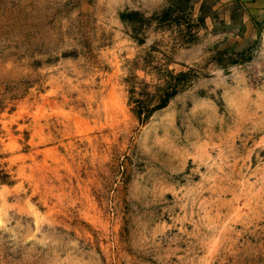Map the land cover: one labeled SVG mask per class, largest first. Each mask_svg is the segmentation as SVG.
Returning <instances> with one entry per match:
<instances>
[{"label": "rangeland", "instance_id": "obj_1", "mask_svg": "<svg viewBox=\"0 0 264 264\" xmlns=\"http://www.w3.org/2000/svg\"><path fill=\"white\" fill-rule=\"evenodd\" d=\"M175 1L0 0V264H264V14Z\"/></svg>", "mask_w": 264, "mask_h": 264}, {"label": "trees", "instance_id": "obj_2", "mask_svg": "<svg viewBox=\"0 0 264 264\" xmlns=\"http://www.w3.org/2000/svg\"><path fill=\"white\" fill-rule=\"evenodd\" d=\"M189 0H177L170 6L163 8L160 12L155 13V18L162 21L176 20L177 23L180 22V19L183 17H189L187 13L179 11L174 13L177 10L182 2H188ZM122 19L129 24L135 30V36L138 37L139 31H141L145 26H147L151 17L145 16L139 10H130L123 12L121 14ZM199 19H203L200 17ZM189 25L192 23L189 22ZM142 40V38H139ZM192 39V38H191ZM187 71H178L173 72L169 71V79L165 81L164 84H159L156 86L155 91H148L145 87H142L138 91V94L135 98V112L139 117L148 118L152 115L155 109L165 106L171 97H173L178 89L179 83L186 77ZM147 87V86H146Z\"/></svg>", "mask_w": 264, "mask_h": 264}, {"label": "crops", "instance_id": "obj_3", "mask_svg": "<svg viewBox=\"0 0 264 264\" xmlns=\"http://www.w3.org/2000/svg\"><path fill=\"white\" fill-rule=\"evenodd\" d=\"M224 2L229 3V1L235 0H221ZM243 6L248 8V14H256V15H263L264 14V0H239Z\"/></svg>", "mask_w": 264, "mask_h": 264}, {"label": "bare ground", "instance_id": "obj_4", "mask_svg": "<svg viewBox=\"0 0 264 264\" xmlns=\"http://www.w3.org/2000/svg\"><path fill=\"white\" fill-rule=\"evenodd\" d=\"M243 200H244V199H243ZM243 200H242V202H243ZM244 203H245V202H244ZM247 205H248V204H247ZM239 207H240V206H239ZM239 210H240V209H238L237 211L239 212ZM237 215H238V214H237ZM215 234H216V233H215ZM213 235H214V234H213ZM211 239H212V238H211ZM213 239H214V238H213ZM213 239H212V240H213Z\"/></svg>", "mask_w": 264, "mask_h": 264}]
</instances>
